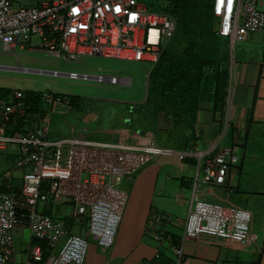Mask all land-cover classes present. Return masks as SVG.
Wrapping results in <instances>:
<instances>
[{"label":"built area","instance_id":"built-area-1","mask_svg":"<svg viewBox=\"0 0 264 264\" xmlns=\"http://www.w3.org/2000/svg\"><path fill=\"white\" fill-rule=\"evenodd\" d=\"M16 0H0V45L6 51L17 45L32 48L33 37L40 42L34 48L50 55L75 60L83 56H104L130 61H144L153 66L176 30V20L168 13L150 12L140 0H36L29 7L16 6ZM264 0H214L213 12L219 19L218 34L233 43L245 41L257 31H264ZM70 79H94L100 83L131 82L115 75L96 76L76 71H50ZM43 101L51 106L69 104L67 99L43 92ZM24 92L16 90L10 101L0 104L2 122L15 114H25ZM50 114L25 133L0 134V148L18 147L16 167L22 171L18 193L0 190V264H18L15 258L14 230L28 227L34 239L46 244H31L25 264H85L90 242L71 233L64 218H55L39 209L49 203L72 206L69 219H80L102 250L114 246L130 194L119 187L126 177H133L149 162L173 153L158 145L153 136L141 145L102 142L82 137L49 141ZM197 152L199 185L222 184L231 162L228 151ZM66 149V153L64 150ZM195 187L198 178L195 180ZM250 210L227 206L194 194L187 218L180 222L182 243L174 246L181 260L183 242L200 235L252 242ZM157 223L172 221L167 212L154 215ZM165 241V231L154 233ZM65 240L60 250L55 249ZM47 257V258H46ZM156 260L160 253H156ZM143 264H153L148 260Z\"/></svg>","mask_w":264,"mask_h":264},{"label":"crops","instance_id":"crops-1","mask_svg":"<svg viewBox=\"0 0 264 264\" xmlns=\"http://www.w3.org/2000/svg\"><path fill=\"white\" fill-rule=\"evenodd\" d=\"M228 41L232 46L230 55L234 61L233 82L235 81V86L232 85L231 92L226 97L225 110L222 114H215L212 105L204 103L197 113L196 135L194 138L190 137L191 141L186 142L187 140H184L183 148L171 149L172 154L156 159L144 167L135 177L124 179L123 185L129 189L130 197L116 242L108 250L112 259L119 258L122 264H143L148 260L155 264H264V160L248 155L251 131L264 127V31L254 32L245 40L246 46L245 44L242 46L240 58L237 61L239 67L235 63L236 43L231 40ZM253 44H256L254 47L258 48H252L250 45ZM34 47L35 45H32V48H22L17 45L10 51L5 50V53L12 54L20 63L17 68L0 65V69L34 72L33 69L22 65V58H26L25 55L28 52L40 50ZM248 49H252V51L249 52ZM256 49L260 52H257ZM38 71L40 72L35 73L50 72ZM130 80L129 84L132 83V79ZM238 88H240L241 95L235 105V91ZM4 102L7 101H0V104ZM143 105L145 102L140 105L134 103L132 111L140 112ZM31 115L27 111L25 114H15L11 118V121H14L12 124L2 122L0 115V134H6L8 127L16 131L15 133H24L28 129L34 128L39 124L41 116L38 113ZM152 118H154L155 125L159 113L157 115L152 114ZM130 122V120L127 121V123ZM140 129L131 130L117 127L114 129L117 137L113 141L118 140L130 145H141L145 138L155 137L153 132ZM140 131H144L145 134H140ZM229 133L231 137L228 145L222 150L217 146L214 151L216 153L228 151L230 156L237 158L236 161L230 163L225 181L222 184H213L214 187L199 185V177L202 173L199 165L203 160H200L196 153L209 151ZM118 135L120 136L118 137ZM78 136L98 140L89 137L84 132ZM63 139L68 138H51L50 131L48 133L49 141ZM8 146L5 149L0 148V151H7ZM248 161L257 164L260 162L262 166L260 165L257 170L254 168L246 169ZM13 176L12 178L10 172L6 173L7 180H9L6 186H14L20 189L22 179H16L19 177L14 174ZM196 178H198V184L194 189ZM15 181L19 182L15 184ZM1 186L0 190L6 187L5 185ZM194 194L227 206H237L250 210L253 216L250 230L256 235L255 239L250 243L243 244L230 239L200 235L184 240L183 254L179 260L173 247L182 243L183 228L180 222L187 218L194 203ZM62 205L49 203L39 205V209H48L51 214H54V212L59 213L61 211ZM159 212L169 213L172 216V221L163 224L157 223L154 220V215ZM158 229L165 231V241H158L154 238V233ZM143 236H147L149 242L148 240L144 242ZM24 237L26 241H24ZM33 241L34 238L28 227L15 228L14 248L18 264H25ZM97 249H99L97 245H92V250L90 249L85 264H101L99 258L102 257V254H99ZM102 252L105 251L102 250ZM156 253H160V259L152 260ZM100 260L104 263L103 258Z\"/></svg>","mask_w":264,"mask_h":264},{"label":"rangeland","instance_id":"rangeland-1","mask_svg":"<svg viewBox=\"0 0 264 264\" xmlns=\"http://www.w3.org/2000/svg\"><path fill=\"white\" fill-rule=\"evenodd\" d=\"M140 1L150 12L166 13L161 8L167 5V0ZM35 4L36 0L15 1L16 6L29 7ZM216 21L217 26L219 27V19ZM172 37L168 42L169 46L171 45L173 39ZM225 39L230 40L229 37H226ZM39 42L40 39L37 36L33 37L31 45H37ZM244 44L245 41H236L235 44V63L237 66L239 65L237 61L240 58L242 46ZM255 45L256 44L250 46L252 48H258L254 47ZM229 48L231 50L232 46ZM256 50L257 52H260V50ZM4 51V47L0 45V65L17 68L20 63L19 60L15 56H12V54L5 53ZM247 51L250 52L252 49H248ZM25 57L26 58H22V65L33 70H56L62 73L76 71L80 74L86 73L92 76L106 74L115 75L120 78L132 79L131 84H110L100 83L94 79H70L66 76H54L48 73L25 72L19 69H0V88L9 89L10 92H15L18 89L23 91L35 90L40 92H51L54 94L76 95L80 97L79 106L78 104L76 106H72L66 103H56L51 106L45 102L41 103L42 111L45 110L44 113L50 114L51 117V123L49 127L51 138L66 137L68 139H72L74 137H79L78 135H81L84 132L88 134L89 137L98 139L95 141L108 142L107 140L113 141L117 137L116 131H114V129L117 127L128 128L131 130L143 128L148 132H153L155 138L157 139L158 145L162 147L169 149H178L184 147V137H182V133L176 128V126H174L171 117L166 116L164 113H159V118L156 121L157 123L154 125V118H152L151 112L146 111L148 110L147 106H143L142 110H140L138 113L132 111V105L134 103H139L140 105L142 102L146 101L148 77L150 70L153 68L152 64L146 63L144 61H130L104 56H83L75 60L65 61L61 57L50 55L47 52L41 50L36 52H28ZM231 57L232 56L230 55L227 95L230 94L232 85L233 87L235 86V81L233 82L234 61L231 59ZM235 95L234 102L236 105L237 99L238 97L240 98L241 95L240 88L236 89ZM128 120L131 122L127 123ZM119 136L120 135H118V137ZM230 137V133L226 134L221 139V141L218 142V147L221 150L226 145H228ZM249 139L250 146L248 149V155L256 159L264 160V127H260L251 131ZM113 142L123 141L117 140ZM17 151L18 147L13 144L8 146L7 151H0V182H2L0 185L2 186H6L7 181H9L6 177L7 172H10L12 178L14 177V174L15 176L19 177L16 179H22V171L16 167L17 156L15 154ZM64 153H66V149L64 150ZM227 157L230 158V153H227ZM154 161L155 160L149 162L144 167ZM260 165V162L257 164L256 162L252 163V161H248L246 169L254 168V170H257ZM143 168H141L134 175V177ZM2 174H4V176H2ZM4 178L6 179L4 180ZM199 178L201 180L202 173H200ZM18 182L19 181H15V184ZM123 182L119 185V187L123 190L129 191V189L123 185ZM208 186L214 187V185L210 183L205 185V187ZM71 209L72 206L69 203H66L61 206V211H59V213L54 212V214L51 215L55 218L65 217L71 212ZM71 220L73 222L71 233L85 237L89 240V252L90 249L92 250V245H97L99 248L97 249L98 253L102 254V257L99 258L101 264H122L121 259L111 258L110 252L108 251L109 249H106L104 250L105 252H102V249L98 246L97 239L89 234L88 229L81 224L80 219ZM25 233H27V231H25ZM142 238H144V242L145 240H148L149 242L147 236H143ZM24 241H26L25 237ZM64 242L65 240H62L59 243L58 247L55 249L56 253L60 250ZM102 258L104 263H102V260H100ZM87 260L88 257L86 258V261Z\"/></svg>","mask_w":264,"mask_h":264},{"label":"trees","instance_id":"trees-1","mask_svg":"<svg viewBox=\"0 0 264 264\" xmlns=\"http://www.w3.org/2000/svg\"><path fill=\"white\" fill-rule=\"evenodd\" d=\"M213 3L214 0H167V5L161 8L176 20V30L171 45L166 47L150 70L147 98L143 106H147L146 111L153 115L164 113L171 117L186 142L196 135L197 113L204 103L211 104L215 114H222L226 107L230 43L217 32ZM23 92L27 113H38L43 117V92ZM12 94L13 91L0 88V101H8ZM56 95L67 99L69 105L79 106V96ZM15 132L10 127L6 130V134ZM13 187L6 186L1 190L11 193L20 191ZM44 212L51 214L48 209ZM63 218L72 228V220L67 216ZM33 244H42L47 256L44 242L34 239Z\"/></svg>","mask_w":264,"mask_h":264},{"label":"water","instance_id":"water-1","mask_svg":"<svg viewBox=\"0 0 264 264\" xmlns=\"http://www.w3.org/2000/svg\"><path fill=\"white\" fill-rule=\"evenodd\" d=\"M34 72H40V71H38V70H33ZM42 73H46V72H42ZM48 74H51V72H47ZM136 110H138V109H136ZM138 112V111H137ZM140 134H145V132L144 131H140L139 132Z\"/></svg>","mask_w":264,"mask_h":264}]
</instances>
